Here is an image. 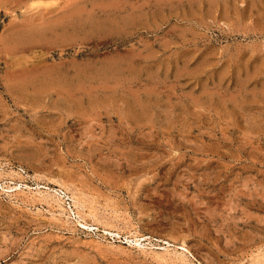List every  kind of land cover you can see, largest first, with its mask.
Returning <instances> with one entry per match:
<instances>
[{
    "label": "rangeland",
    "instance_id": "1",
    "mask_svg": "<svg viewBox=\"0 0 264 264\" xmlns=\"http://www.w3.org/2000/svg\"><path fill=\"white\" fill-rule=\"evenodd\" d=\"M0 264H264V0H0Z\"/></svg>",
    "mask_w": 264,
    "mask_h": 264
},
{
    "label": "bare ground",
    "instance_id": "2",
    "mask_svg": "<svg viewBox=\"0 0 264 264\" xmlns=\"http://www.w3.org/2000/svg\"><path fill=\"white\" fill-rule=\"evenodd\" d=\"M40 32V31H39ZM32 35V34H31ZM35 36V35H34ZM33 37V36H32ZM9 185V184H8ZM8 187V186H7ZM65 188V187H64ZM7 189H9V188H7ZM42 193V192H41ZM40 193V194H41ZM78 199V198H77ZM82 203V202H81ZM61 204V203H60ZM63 207V206H62ZM65 208V207H64ZM77 208V207H76ZM87 209H89V208H87ZM85 211V210H84ZM84 211H83V213H84ZM94 212V211H93ZM94 216H96V215H94ZM90 218V217H89ZM81 219V218H80ZM85 222V221H84ZM83 224V223H82ZM89 224V223H88ZM84 225V224H83ZM86 227V226H85ZM135 239V238H134Z\"/></svg>",
    "mask_w": 264,
    "mask_h": 264
}]
</instances>
